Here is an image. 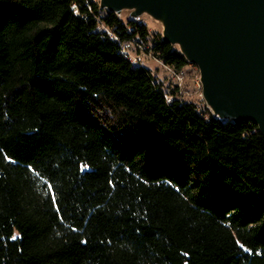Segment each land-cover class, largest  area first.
<instances>
[{"label": "trees", "instance_id": "1", "mask_svg": "<svg viewBox=\"0 0 264 264\" xmlns=\"http://www.w3.org/2000/svg\"><path fill=\"white\" fill-rule=\"evenodd\" d=\"M125 41L190 64L97 1L0 0V264H264L257 124L184 99Z\"/></svg>", "mask_w": 264, "mask_h": 264}, {"label": "water", "instance_id": "2", "mask_svg": "<svg viewBox=\"0 0 264 264\" xmlns=\"http://www.w3.org/2000/svg\"><path fill=\"white\" fill-rule=\"evenodd\" d=\"M99 6L161 21L163 41L197 66L213 114L254 122L264 137V0H100Z\"/></svg>", "mask_w": 264, "mask_h": 264}, {"label": "rangeland", "instance_id": "3", "mask_svg": "<svg viewBox=\"0 0 264 264\" xmlns=\"http://www.w3.org/2000/svg\"><path fill=\"white\" fill-rule=\"evenodd\" d=\"M133 10L123 9L120 11L118 15H120L123 19H139L143 21L148 30L154 32H162V23L154 19L152 16L147 13H142L139 15L132 14ZM142 63L147 66L152 71L154 78L163 82L164 85H169L171 87L175 86V79L171 76L169 70L164 68L161 64L156 62L152 56L148 57L147 54L139 53ZM184 79L181 81L180 85H177L179 89V95L186 100H190L192 102H196L201 106H208L205 103V100L202 96L201 85L199 81V71L195 64L188 65L186 70L184 71Z\"/></svg>", "mask_w": 264, "mask_h": 264}, {"label": "built area", "instance_id": "4", "mask_svg": "<svg viewBox=\"0 0 264 264\" xmlns=\"http://www.w3.org/2000/svg\"><path fill=\"white\" fill-rule=\"evenodd\" d=\"M93 1H97L100 2V0H93ZM120 51L122 52V54L124 55V57H126L133 65L136 64H143L140 54L139 53H144L147 54L148 57H151L158 62L159 64H161L164 68H166L167 70H169V72L171 73V76L175 79V83L176 85H180L181 81L185 78L184 77V70H180L179 72H175L169 65L167 64H162L158 59H156L152 53L147 52L145 50V48L137 41H125L121 44V48ZM189 65H192L191 63ZM199 81H200V77H199ZM167 99L170 100L171 96H167Z\"/></svg>", "mask_w": 264, "mask_h": 264}, {"label": "snow or ice", "instance_id": "5", "mask_svg": "<svg viewBox=\"0 0 264 264\" xmlns=\"http://www.w3.org/2000/svg\"><path fill=\"white\" fill-rule=\"evenodd\" d=\"M49 191H51V186L49 187ZM55 202V201H54ZM12 239H17V236L16 235H13L12 236Z\"/></svg>", "mask_w": 264, "mask_h": 264}]
</instances>
